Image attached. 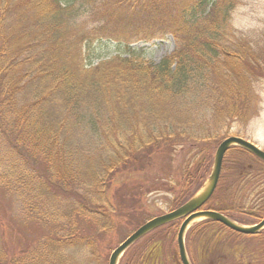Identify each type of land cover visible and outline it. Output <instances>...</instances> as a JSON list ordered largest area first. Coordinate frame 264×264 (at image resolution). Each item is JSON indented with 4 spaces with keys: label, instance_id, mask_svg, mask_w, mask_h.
Wrapping results in <instances>:
<instances>
[{
    "label": "trees",
    "instance_id": "trees-1",
    "mask_svg": "<svg viewBox=\"0 0 264 264\" xmlns=\"http://www.w3.org/2000/svg\"><path fill=\"white\" fill-rule=\"evenodd\" d=\"M231 1L117 0V4L130 3V13L141 14L142 24L137 31L140 39L153 40L171 34L176 48L159 63L140 60L130 52L87 66L83 56V30L78 31L76 41L68 29L71 19L80 15L81 7L73 9L75 2L67 4L62 0H27L33 10L42 14L32 47L30 45L27 50L12 56L3 40L0 45L2 189L13 185L21 188L30 182L28 187L33 196L37 192L40 196H51L53 200L63 199L61 196H78L80 201L73 202V209L82 214L93 212L104 219L107 210H112L110 197L102 188L106 182L105 174L116 180L125 173L132 175L130 172L133 168L136 170L137 161L144 159L142 154L149 148L166 144L175 149L187 140L205 138L209 129L201 131L204 124L197 122L201 108L206 105L216 108L222 98L218 95L216 82L212 81V72L223 60L239 61L241 58L229 44L233 31L229 26ZM3 5L4 1L0 0V11ZM2 23L0 19V37L3 36ZM126 48L132 50L129 45ZM183 115L187 117L184 120ZM219 124L220 121L215 126ZM85 137L92 146L94 142L102 147L97 164L93 169L87 167L82 179L70 178V175L57 177L50 164L55 152L63 162L67 161V151L75 159L76 156L83 159L85 150L80 142ZM229 153L264 165L242 147H232L227 155ZM31 157L38 163L42 160V165L47 166L38 172L35 170V181L23 167L33 164ZM199 159L197 167L185 172V182L196 180L195 175L203 173L211 161L206 154ZM250 166H246L250 174L237 180V192L228 189L224 192L228 196L221 195L220 198L221 177L212 197L220 204L210 201L208 205L230 216L236 214V210L246 208L250 197L242 196V191L249 183L251 197L263 191L261 180H257L254 187L259 172L249 169ZM93 181L99 183V187L92 190ZM113 181L111 178L107 184L111 185ZM182 190L181 198L175 201L176 207L189 198V187L184 186ZM180 222L177 220L165 226L177 231ZM194 234L195 228L189 234L191 241ZM161 251L162 241L154 240L144 251L135 253L128 264H165L161 261ZM177 257H173V264H181Z\"/></svg>",
    "mask_w": 264,
    "mask_h": 264
},
{
    "label": "rangeland",
    "instance_id": "rangeland-1",
    "mask_svg": "<svg viewBox=\"0 0 264 264\" xmlns=\"http://www.w3.org/2000/svg\"><path fill=\"white\" fill-rule=\"evenodd\" d=\"M3 1V10L0 11L3 36L0 37V45L3 40L4 47L8 46L13 56L27 50L30 45L32 47L42 14L39 10H33L27 0ZM62 1L67 4L75 2ZM177 1L183 3V0ZM217 1L223 3L227 0ZM231 4L233 9L229 26L233 31L230 32L229 44L232 45L231 50L241 58L238 57L239 61L223 60L218 69L212 72V81L216 82L217 90L220 91L218 95L222 98L216 108L203 106L197 118L198 123L204 124L201 131L209 129L207 135L205 132L207 138L187 140L175 149L166 144L154 146L151 150L149 148L142 154L144 159L137 161L136 170L133 168L130 172L132 175L125 173L119 180L105 174L106 182L102 188L110 197L112 210H107L104 219L93 212L82 214L73 209V202L80 201L78 196H61V200L40 196L38 192L33 196L30 195L28 180L26 183H29L21 188L15 187L14 183L9 189H2L0 185V264H109L113 250L139 226L173 210L184 186L189 187L187 198L199 189L198 184H203L211 173L215 151L224 138L242 136L264 150V0H232ZM79 7L80 15L71 19L68 29L76 41L78 31L83 30V56L87 66L130 52L140 60L159 63L176 48V41L171 34L153 40L140 39L137 31L142 24L139 20L141 14L130 13L132 9L128 2L117 4V0H78L73 9ZM127 45L132 48L131 51H127ZM191 94L197 102L195 92ZM185 113L187 116L188 111ZM186 116L183 115L182 120ZM218 121L220 124L215 126ZM80 144L84 145L83 159L80 156L75 159L67 151V161L63 162L59 153L55 152L50 164L57 177L66 178L70 175V178L82 179L87 167L93 169L97 164L102 147L96 146L94 142L92 146L87 137L81 138ZM205 154L211 157L207 169L196 174V180L194 178L186 183L185 172L197 167L199 158ZM32 157L30 161L34 165L28 163L23 167L34 180L37 172L47 166L42 165V160L38 163ZM45 163L48 164L46 159ZM248 165H253L259 172L257 177L261 175L263 181V164L237 154H226L219 197L228 196L224 193L228 189L237 192V180L248 175ZM111 178L114 183L108 185L107 181ZM257 180L260 179H255L254 187ZM250 185H246L249 190H243L242 196L251 197ZM98 187L99 183L93 181L92 190ZM232 197L235 198L234 195ZM240 199L246 200L243 197ZM198 223H193L185 237L191 262L194 261V243L189 239V234ZM177 231L169 226L159 228L128 248L119 264H128L135 253L144 251L150 243L159 239L162 241L161 261L173 264V257L178 256Z\"/></svg>",
    "mask_w": 264,
    "mask_h": 264
},
{
    "label": "water",
    "instance_id": "water-1",
    "mask_svg": "<svg viewBox=\"0 0 264 264\" xmlns=\"http://www.w3.org/2000/svg\"><path fill=\"white\" fill-rule=\"evenodd\" d=\"M234 146H240L264 161V150L252 141L236 135L224 138L215 151L211 173L201 187L177 208L155 216L139 226L113 250L110 255L109 264H119L126 250L137 241L156 229L180 219H182V222L177 232V246L181 264H192L187 253L185 236L191 225L197 221L215 220L242 233H256L260 230L264 226V219L259 224L247 226L236 223L219 211L202 209L216 191L222 173L225 155Z\"/></svg>",
    "mask_w": 264,
    "mask_h": 264
},
{
    "label": "flooded vegetation",
    "instance_id": "flooded-vegetation-1",
    "mask_svg": "<svg viewBox=\"0 0 264 264\" xmlns=\"http://www.w3.org/2000/svg\"><path fill=\"white\" fill-rule=\"evenodd\" d=\"M251 166L249 169H255ZM259 176L255 179L261 180L263 191L258 196L250 197L248 199L250 203L246 208L236 210L237 213L233 216L223 213L224 215L238 224L247 226L259 224L264 219V180L262 181L261 175ZM210 201L217 202L211 198L202 209L218 211L208 205ZM230 202L232 200H229ZM194 228L192 264H264V226L256 233H242L224 223L203 220L194 225Z\"/></svg>",
    "mask_w": 264,
    "mask_h": 264
}]
</instances>
